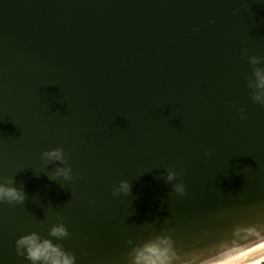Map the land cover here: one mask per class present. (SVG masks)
<instances>
[{
	"label": "water",
	"instance_id": "water-1",
	"mask_svg": "<svg viewBox=\"0 0 264 264\" xmlns=\"http://www.w3.org/2000/svg\"><path fill=\"white\" fill-rule=\"evenodd\" d=\"M254 68L264 0H0V184L25 195L0 203V264H28L15 241L31 233L75 264H128L156 236L183 254L264 224Z\"/></svg>",
	"mask_w": 264,
	"mask_h": 264
},
{
	"label": "clouds",
	"instance_id": "clouds-1",
	"mask_svg": "<svg viewBox=\"0 0 264 264\" xmlns=\"http://www.w3.org/2000/svg\"><path fill=\"white\" fill-rule=\"evenodd\" d=\"M250 63H259L258 58H250ZM254 79L248 87L252 89L251 100L264 106V69H253ZM240 118L244 119V111L240 109ZM49 160H60L62 149L42 153ZM207 155V153H205ZM69 169L57 168V176L69 178ZM182 171V170H181ZM180 175L175 169H169L162 179L171 183ZM183 183L172 184V192L178 196L185 195ZM130 185L127 181H120L112 191L115 197L119 194L128 195ZM25 195L14 187L0 184V203L22 204ZM49 235L56 239H63L68 235L66 228L61 225L53 226ZM205 239L207 233L202 234ZM131 244V240L128 241ZM15 252L28 264H75V257L65 252L60 245H54L51 240L41 239L35 233L23 235L15 241ZM128 264H264V224L236 223L230 231L220 234L207 246L192 249L180 254L173 239L168 235L156 236L136 247L129 253Z\"/></svg>",
	"mask_w": 264,
	"mask_h": 264
}]
</instances>
